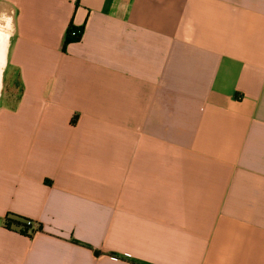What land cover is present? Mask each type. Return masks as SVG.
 Masks as SVG:
<instances>
[{
  "label": "crops",
  "instance_id": "crops-1",
  "mask_svg": "<svg viewBox=\"0 0 264 264\" xmlns=\"http://www.w3.org/2000/svg\"><path fill=\"white\" fill-rule=\"evenodd\" d=\"M0 264H264V0H0Z\"/></svg>",
  "mask_w": 264,
  "mask_h": 264
},
{
  "label": "trees",
  "instance_id": "trees-1",
  "mask_svg": "<svg viewBox=\"0 0 264 264\" xmlns=\"http://www.w3.org/2000/svg\"><path fill=\"white\" fill-rule=\"evenodd\" d=\"M82 31H83V28H75L73 26H69L67 31H66V35L64 37V40H63V43H62V49H64V47L69 44V43H72V42H77L80 40L81 38V35H82ZM15 217V216H14ZM16 220H13V219H6L5 221V227L7 228H10V227H14L18 232L26 235L25 233V226L22 224L23 221L27 220V219H23L21 217H15ZM18 227H21L19 228V230L17 229ZM40 228V227H39ZM28 236V235H26Z\"/></svg>",
  "mask_w": 264,
  "mask_h": 264
},
{
  "label": "built area",
  "instance_id": "built-area-1",
  "mask_svg": "<svg viewBox=\"0 0 264 264\" xmlns=\"http://www.w3.org/2000/svg\"><path fill=\"white\" fill-rule=\"evenodd\" d=\"M22 224L25 226V233L28 236H32L39 231V224L34 221L27 219L23 221ZM19 228L21 227H18L17 229L19 230Z\"/></svg>",
  "mask_w": 264,
  "mask_h": 264
},
{
  "label": "rangeland",
  "instance_id": "rangeland-1",
  "mask_svg": "<svg viewBox=\"0 0 264 264\" xmlns=\"http://www.w3.org/2000/svg\"><path fill=\"white\" fill-rule=\"evenodd\" d=\"M9 219V218H8ZM11 219V218H10ZM15 220V219H14Z\"/></svg>",
  "mask_w": 264,
  "mask_h": 264
}]
</instances>
